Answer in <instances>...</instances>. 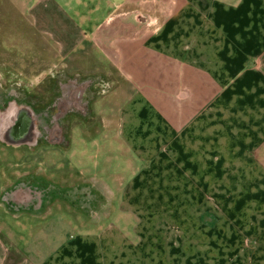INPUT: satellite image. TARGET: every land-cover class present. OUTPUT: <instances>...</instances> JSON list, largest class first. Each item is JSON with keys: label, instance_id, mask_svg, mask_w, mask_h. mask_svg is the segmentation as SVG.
<instances>
[{"label": "crops", "instance_id": "obj_1", "mask_svg": "<svg viewBox=\"0 0 264 264\" xmlns=\"http://www.w3.org/2000/svg\"><path fill=\"white\" fill-rule=\"evenodd\" d=\"M0 8L46 37L54 63L82 55V112L103 84L98 61L126 87L101 106L114 116L82 118L90 140L113 130L102 147L116 173L82 177V210L65 199L38 205L30 215L46 218L49 239L15 256L0 239V264H264V0ZM68 87L64 101L74 100ZM40 228L31 223L32 236Z\"/></svg>", "mask_w": 264, "mask_h": 264}, {"label": "rangeland", "instance_id": "obj_2", "mask_svg": "<svg viewBox=\"0 0 264 264\" xmlns=\"http://www.w3.org/2000/svg\"><path fill=\"white\" fill-rule=\"evenodd\" d=\"M97 68L100 74L96 78L103 87L82 112V101L76 98L82 88V55L65 64L54 63L46 37L30 30L21 13L0 12V134L13 125L21 108L32 113L35 123L33 143L16 144L0 135V239L13 256L15 249L32 248L38 245L36 240L49 239L43 228L46 218L30 215L41 211L38 205L46 207L53 199H65L82 210V177L107 181L117 171L115 154L104 156L106 132L91 140L82 135V118L101 111L104 117L114 116V108L102 110L101 106L110 105L107 101L119 94L115 89L126 90L115 69L102 61ZM64 85L72 87L74 100H63ZM87 127L93 128L91 134L98 129ZM20 196L30 202H19ZM31 223L41 227L40 234L35 231L32 236Z\"/></svg>", "mask_w": 264, "mask_h": 264}, {"label": "water", "instance_id": "obj_3", "mask_svg": "<svg viewBox=\"0 0 264 264\" xmlns=\"http://www.w3.org/2000/svg\"><path fill=\"white\" fill-rule=\"evenodd\" d=\"M34 129L35 123L32 119V113L28 109L21 108L17 112L13 125L2 133L1 138L6 141H14L16 144L33 143L35 140Z\"/></svg>", "mask_w": 264, "mask_h": 264}, {"label": "flooded vegetation", "instance_id": "obj_4", "mask_svg": "<svg viewBox=\"0 0 264 264\" xmlns=\"http://www.w3.org/2000/svg\"><path fill=\"white\" fill-rule=\"evenodd\" d=\"M72 105L74 106V107H76V104L75 103H72ZM1 135V134H0Z\"/></svg>", "mask_w": 264, "mask_h": 264}]
</instances>
